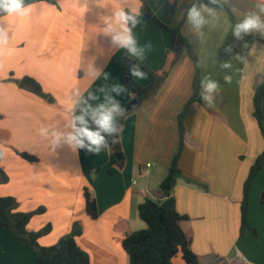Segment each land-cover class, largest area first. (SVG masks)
Listing matches in <instances>:
<instances>
[{"label": "crops", "instance_id": "0c3cea01", "mask_svg": "<svg viewBox=\"0 0 264 264\" xmlns=\"http://www.w3.org/2000/svg\"><path fill=\"white\" fill-rule=\"evenodd\" d=\"M148 1L168 23L173 0ZM197 1L177 0L174 16L183 20V35L198 55L201 82L215 81L218 89L208 93L202 85V98L210 95L211 106L202 99L187 111L179 159L183 176L173 194L178 211L189 216L183 228L201 264H229L236 259L264 264V165L249 194L248 221L256 233L241 234L243 186L264 150V135L254 115L255 90L264 81V29H254L251 35L241 32L239 38L234 34L236 25L249 15L264 23V0L195 4L207 21L199 29L188 20L191 4ZM24 4L31 6L27 15L13 14L0 21L8 30L7 43L0 45L1 166L8 176L0 181V195L14 196L19 211L45 207L27 226L37 231L51 223V231L39 238L41 245L54 244L75 220H81L84 230L77 242L89 253L91 264H130L122 240L126 232L143 228L137 211L141 202L165 198L160 185L179 149L178 115L192 97L195 64L187 48L181 47L163 84L124 120L126 165L110 174L108 145L99 155L87 153V148L74 151L63 141L53 148L51 133L71 132L72 119L80 115L91 126L92 111L100 105L110 108L112 101L131 100L122 69L127 49L114 45L105 32L109 24L120 30L115 11L123 8L138 20L135 27L128 25L137 48L143 50V59L136 56L155 72L166 70L176 56L177 34L141 14L140 0H57L56 4L24 0ZM24 76L36 78L47 97L21 86ZM225 77H231V83ZM139 81L148 86L152 77L146 73ZM117 84L125 91H112ZM21 151L38 160H26ZM85 187L96 198L97 218L87 212ZM0 264L42 263L33 248L5 228L0 230ZM173 264L188 263L179 254Z\"/></svg>", "mask_w": 264, "mask_h": 264}, {"label": "trees", "instance_id": "16d2710c", "mask_svg": "<svg viewBox=\"0 0 264 264\" xmlns=\"http://www.w3.org/2000/svg\"><path fill=\"white\" fill-rule=\"evenodd\" d=\"M45 1L53 4L57 3L56 0ZM140 2L141 14L152 18L161 28L173 31L177 34L178 41L175 47L176 56L170 61L166 70L158 73L153 71L136 55L130 54L128 50L126 51V58L122 63L124 82L129 90L131 100L136 98L138 103L135 108L127 111L126 106L131 100L128 102L119 101L118 104L120 108L124 110L122 114H117L122 122L119 129L111 134L102 133L105 137L106 144L110 148V160L109 167L107 169L108 173L111 174L116 171H122L126 165L121 141V131L124 120L134 114L141 104L153 95L163 84L171 68L178 59V51L183 46L187 48V52L195 64V75L193 80L192 97L178 115L179 149L172 159L166 177L160 185L165 198L162 200H155L148 197L138 205V215L143 221H145L146 227L126 232L122 240V245L129 255L130 264H173V259L179 254L188 264H201L198 255L191 247V238L183 228V222L187 220L189 216L187 214H181L178 211L176 199L173 194V189L178 179L183 176L179 167V159L186 140L185 117L191 104L194 102H202L203 99L201 94L202 83L200 78L198 55L188 39L183 35V20L179 21L174 16L177 7V0H173L169 5L168 23L160 20L151 8L148 0H140ZM198 3L222 5V3L218 1L213 2L210 0H200L192 3L191 6ZM242 33L251 35L249 32ZM133 66H138L141 71L148 73L152 77L150 85L145 86L138 79L132 77L130 69ZM19 83L21 86L30 89L43 97H47V94L43 91L41 83L36 78L24 76L19 80ZM263 96L264 81L256 88L254 95V115L257 118L264 135V114L261 108ZM90 127L92 129H95L96 127L92 121V117ZM119 153L122 154L121 158L118 157ZM19 154L30 162L38 160L37 156L25 151H21ZM1 160L2 158H0V181L4 182L8 180V176L2 169ZM263 165L264 150L251 166L249 175L243 186L244 196L242 201L241 234H245L247 231L256 233L255 227H253L248 221L249 194L251 184L262 169ZM188 181L191 180L188 178ZM84 194L89 216L97 218L99 212L96 198L91 195L87 187L84 189ZM17 207L18 201L14 196L0 195V230L5 228L9 229L15 234L21 243L35 249L37 257L42 264H91L89 253L81 248L77 242V237L80 236L84 230V224L81 220H75L72 223L70 230L66 234L62 235L54 244L43 246L39 243V238L51 231V223H48L37 231H29L27 226L34 215L45 211V207L40 206L33 211H19L16 210ZM229 264L244 263L239 259H236L231 261Z\"/></svg>", "mask_w": 264, "mask_h": 264}, {"label": "clouds", "instance_id": "9594fccd", "mask_svg": "<svg viewBox=\"0 0 264 264\" xmlns=\"http://www.w3.org/2000/svg\"><path fill=\"white\" fill-rule=\"evenodd\" d=\"M215 2V0H213ZM31 10V6H26L24 0H0V21L4 20V17L12 16L13 14L24 16ZM204 11H210L204 8ZM264 11V7L261 8ZM114 19L116 24L120 26L119 31H115L111 24L105 29V32L111 34L112 43L119 48L127 49L132 55H139L143 59V50L137 48V41L132 35L131 28L128 27L129 22L132 26L138 23V20L134 15L126 12L123 8L114 12ZM188 20L199 29L207 21L204 19L201 11L193 6L188 11ZM254 29H264V23H261L260 17L257 15H249L242 22L238 23L235 28V35L239 38L241 32H251ZM8 30L7 27L0 23V45L7 43ZM150 47V45H149ZM224 67H230L225 64ZM132 77L143 80L146 78V73L141 71L138 66H133L131 69ZM228 83H231V77H225ZM206 92L212 93L218 89V85L215 81L205 80L201 82ZM112 91L120 94L125 89L117 84L113 87ZM94 98V97H92ZM203 99L211 106L212 97L210 95H203ZM124 110L120 108L119 104L112 101L110 108H105L104 105H100L97 109L92 111V121L95 124V129H92L84 115L75 116L70 124L72 131L65 134L63 132L54 131L51 133V145L53 148L61 145L63 141L74 151L78 149L87 148V153L92 155H99L101 149L106 147V140L102 133L111 134L117 129L113 124V114H122ZM77 123L79 126H77ZM41 134L46 136V129H41ZM94 146V147H93ZM3 150H0V158H3Z\"/></svg>", "mask_w": 264, "mask_h": 264}, {"label": "water", "instance_id": "95a60500", "mask_svg": "<svg viewBox=\"0 0 264 264\" xmlns=\"http://www.w3.org/2000/svg\"><path fill=\"white\" fill-rule=\"evenodd\" d=\"M138 101L136 98L132 99L126 106V110L129 111V110H132L133 108H135V106L137 105ZM261 108H262V112L264 114V96L262 97V103H261ZM121 119L119 118V116L114 113L113 114V124H114V127L118 130L120 125H121ZM118 157L121 158L122 157V154L119 153L118 154Z\"/></svg>", "mask_w": 264, "mask_h": 264}, {"label": "rangeland", "instance_id": "374dc122", "mask_svg": "<svg viewBox=\"0 0 264 264\" xmlns=\"http://www.w3.org/2000/svg\"><path fill=\"white\" fill-rule=\"evenodd\" d=\"M57 1V0H56ZM263 126H264V124H263ZM260 130H261V133H262V135H263V131H262V129H261V127H260ZM140 218V217H139ZM139 220H142L141 218L139 219ZM142 223H143V228H145L146 227V223H145V221H141ZM143 228H139V229H143ZM139 229H137V230H139ZM135 231V230H134ZM35 250V249H34ZM36 251V250H35Z\"/></svg>", "mask_w": 264, "mask_h": 264}, {"label": "built area", "instance_id": "2783aa9c", "mask_svg": "<svg viewBox=\"0 0 264 264\" xmlns=\"http://www.w3.org/2000/svg\"><path fill=\"white\" fill-rule=\"evenodd\" d=\"M148 166H150V163H147Z\"/></svg>", "mask_w": 264, "mask_h": 264}]
</instances>
